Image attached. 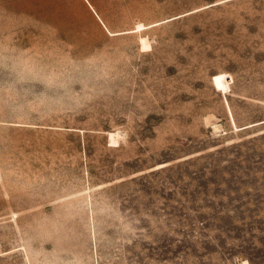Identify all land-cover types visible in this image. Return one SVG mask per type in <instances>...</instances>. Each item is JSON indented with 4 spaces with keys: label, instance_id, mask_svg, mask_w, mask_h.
<instances>
[{
    "label": "rangeland",
    "instance_id": "1",
    "mask_svg": "<svg viewBox=\"0 0 264 264\" xmlns=\"http://www.w3.org/2000/svg\"><path fill=\"white\" fill-rule=\"evenodd\" d=\"M244 262L264 0H0V264Z\"/></svg>",
    "mask_w": 264,
    "mask_h": 264
},
{
    "label": "bare ground",
    "instance_id": "2",
    "mask_svg": "<svg viewBox=\"0 0 264 264\" xmlns=\"http://www.w3.org/2000/svg\"><path fill=\"white\" fill-rule=\"evenodd\" d=\"M142 47H143V49L150 47V45L148 44V42L145 39H142ZM109 136H110V141L112 143H115L117 135L115 133H109ZM243 264H248V262H244Z\"/></svg>",
    "mask_w": 264,
    "mask_h": 264
}]
</instances>
